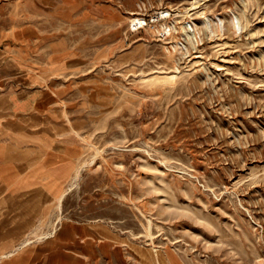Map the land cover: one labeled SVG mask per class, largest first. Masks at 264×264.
Returning <instances> with one entry per match:
<instances>
[{
    "label": "rangeland",
    "instance_id": "obj_1",
    "mask_svg": "<svg viewBox=\"0 0 264 264\" xmlns=\"http://www.w3.org/2000/svg\"><path fill=\"white\" fill-rule=\"evenodd\" d=\"M0 73L8 160L70 163L0 264H264V0H0Z\"/></svg>",
    "mask_w": 264,
    "mask_h": 264
},
{
    "label": "crops",
    "instance_id": "obj_2",
    "mask_svg": "<svg viewBox=\"0 0 264 264\" xmlns=\"http://www.w3.org/2000/svg\"><path fill=\"white\" fill-rule=\"evenodd\" d=\"M3 81L4 76L0 73V86H4ZM3 103L4 95H0V104ZM9 146L10 143L3 142L0 134V202L4 204L0 212V262L13 257L19 250L28 246H24L28 242L26 240L17 247L30 232L37 229V210L26 204H31L36 198L30 191L31 188L46 185L50 181L49 173L70 166L69 162L63 161L55 166L49 164L44 173L37 174L35 170H28L16 161L8 160ZM72 173L73 171L70 174ZM69 180L70 178L61 181L64 188ZM42 198L46 206L53 194L44 191Z\"/></svg>",
    "mask_w": 264,
    "mask_h": 264
},
{
    "label": "bare ground",
    "instance_id": "obj_3",
    "mask_svg": "<svg viewBox=\"0 0 264 264\" xmlns=\"http://www.w3.org/2000/svg\"><path fill=\"white\" fill-rule=\"evenodd\" d=\"M170 16L169 13H167L166 15H162L163 19H166ZM130 26H135L139 29L144 28L146 26V20L144 18H140V17H136L131 21V24H129ZM239 29V28H238ZM176 30V26L175 24H171V20L170 21H165L164 23H162L161 25H159V28L157 30V34H161L164 37L168 38V37H173L174 36V31ZM62 201V198L60 199ZM26 243H31L30 240H28V242ZM26 245V244H24Z\"/></svg>",
    "mask_w": 264,
    "mask_h": 264
}]
</instances>
